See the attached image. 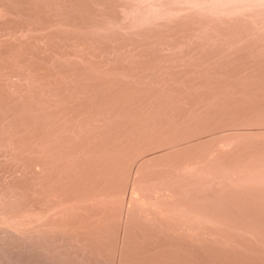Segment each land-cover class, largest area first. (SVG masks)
I'll list each match as a JSON object with an SVG mask.
<instances>
[{
    "label": "rangeland",
    "instance_id": "obj_1",
    "mask_svg": "<svg viewBox=\"0 0 264 264\" xmlns=\"http://www.w3.org/2000/svg\"><path fill=\"white\" fill-rule=\"evenodd\" d=\"M50 25L103 48L49 53ZM263 122L264 0H0V264H119L125 229L153 244L128 264H264L197 210L264 189L229 184L264 177Z\"/></svg>",
    "mask_w": 264,
    "mask_h": 264
},
{
    "label": "bare ground",
    "instance_id": "obj_2",
    "mask_svg": "<svg viewBox=\"0 0 264 264\" xmlns=\"http://www.w3.org/2000/svg\"><path fill=\"white\" fill-rule=\"evenodd\" d=\"M61 10L65 11L68 9V7L65 6V4L61 5ZM31 13H38L39 11L35 10V9H31L29 10ZM76 26V25H75ZM50 29H47L43 32H32L30 33V36L28 37L29 40L32 41H36V40H43L44 42V48L45 51L51 53V51L57 55L60 56H72V55H78L81 56L83 59L89 60V58H91V60L93 59V57H95V53H94V48H103L102 44L100 43H93V42H89V40L87 39V37H85V33H81V32H64L63 30L57 29L52 27V25L49 26ZM79 27V26H78ZM36 30V29H33ZM57 39V42H53L51 41L52 39ZM29 40H22L20 45L22 46V48H24L23 50L26 49V47H28L29 45H31V41ZM75 46L77 49L75 50L74 47ZM12 48H14V46H12ZM18 56V60L21 61V56L20 54H16ZM112 91V90H111ZM241 111V110H239ZM238 112V111H237ZM248 114H250L249 112H247L246 110L242 111L241 116L245 117ZM182 114H179V116H181ZM264 123V122H263ZM262 123V125L258 126L257 128H254L252 130H254L255 132H263L264 133V124ZM107 127V126H106ZM113 128H115V126H111ZM236 129V128H235ZM234 129V130H235ZM250 128H248L249 130ZM227 130V129H226ZM240 130V129H239ZM243 130V129H242ZM245 130V129H244ZM247 130V129H246ZM251 130V129H250ZM232 131V129L230 130ZM220 132V131H217ZM223 133V131H221ZM225 132V131H224ZM216 133V132H215ZM217 134V133H216ZM212 135V134H211ZM209 135V136H211ZM259 135V134H258ZM100 136V133H98L96 135V138ZM261 136V134L259 135ZM40 137L42 138L43 136L40 135ZM46 138H49L46 136ZM257 138V137H256ZM261 138V137H260ZM26 139H28V137H26ZM30 139V137H29ZM28 139V140H29ZM196 140V139H195ZM199 140V139H198ZM192 141V140H191ZM191 141H188L191 142ZM233 142V141H232ZM183 141H179L177 139H170V141H168L165 146H172L170 148H174L177 147V145L179 146V144H182ZM187 143V142H186ZM184 143V144H186ZM231 143V142H230ZM220 144V143H219ZM226 144V143H225ZM229 145V144H227ZM226 145V146H227ZM174 146V147H173ZM181 146V145H180ZM232 146V145H231ZM230 146V147H231ZM221 148V147H220ZM229 148V147H228ZM165 151V149H162ZM167 150H169L167 148ZM223 150V149H222ZM221 150V151H222ZM161 151V150H160ZM224 151V150H223ZM156 152V151H155ZM157 152H159L157 150ZM162 152V151H161ZM214 153H218V152H214ZM213 154V153H211ZM150 156V154H147ZM146 156V155H145ZM148 156V157H149ZM211 156V155H210ZM214 156V155H213ZM143 157V156H141ZM147 157V156H146ZM140 158V157H139ZM138 158V159H139ZM145 158V157H143ZM201 158V157H200ZM141 159V158H140ZM138 161V160H137ZM133 162V160H132ZM140 162V161H139ZM137 162V163H139ZM136 163V164H137ZM135 164V165H136ZM197 164V163H196ZM204 164V163H203ZM192 165V164H191ZM191 165H187V166H191ZM196 166V165H195ZM184 167V166H183ZM191 168V167H190ZM134 170V169H133ZM187 170V169H185ZM193 170V169H192ZM135 171V170H134ZM133 171V172H134ZM133 176V175H132ZM243 178V179H242ZM132 179V177H131ZM258 179H264V177H253V176H246L245 177H241L237 180H233L231 181L229 184L233 185L235 183H239V182H251V181H255ZM132 182V180H131ZM131 185V184H130ZM251 185L244 187L245 189H243V192L245 193H252L251 196L249 197H245L244 194L239 193H235V191L231 192L229 191V194L227 196V198L225 197H221L216 201H213L212 207H207V208H197V210L200 212L201 217V221L203 223L206 222V220H209L216 225L215 227L217 228V230L219 232L216 231V234H220L222 235L221 237H217V238H213V242H219L221 245H226L229 240L227 237H225V233L229 230L232 229L233 231H236V233L240 234L242 233V224L243 222L246 220L247 222H249L252 225L253 228V232L258 233H264V197H260L259 193H261L260 191L264 190V189H259V188H255V187H250ZM129 188V186H128ZM133 193V192H132ZM130 193V194H132ZM51 195V194H50ZM137 195V194H135ZM103 197V196H102ZM101 197V198H102ZM128 197V196H127ZM138 197V196H137ZM125 198V197H124ZM129 198V197H128ZM94 199V198H93ZM104 199V198H103ZM171 199V198H169ZM99 200V198H98ZM115 200V199H114ZM175 200V199H174ZM129 201V199H128ZM134 201V200H133ZM154 201V200H153ZM132 202V201H131ZM140 202V201H139ZM144 202V201H143ZM127 203V202H126ZM138 203V202H137ZM142 203V201H141ZM129 204V203H128ZM139 204V203H138ZM151 205V204H150ZM128 206V205H127ZM158 206L159 205H155ZM126 207V205H125ZM179 207V206H178ZM181 207V206H180ZM155 208V207H154ZM180 210V209H179ZM185 210V209H184ZM46 212V211H45ZM171 212V211H170ZM181 212V211H180ZM187 212V211H186ZM125 213V212H124ZM166 213V212H165ZM169 213V212H168ZM172 213V212H171ZM183 213V212H182ZM188 213V212H187ZM195 213V212H193ZM144 214V213H143ZM147 214V213H146ZM38 215V214H37ZM47 215V214H46ZM125 215V214H124ZM123 215V216H124ZM163 212H162V216H163ZM167 215V214H165ZM181 215V213H180ZM197 216V214H195ZM172 216V215H170ZM43 217V216H42ZM125 217V216H124ZM177 217V216H176ZM182 217V215H181ZM194 217V216H193ZM173 218V217H172ZM171 218V219H172ZM191 218V217H189ZM188 218V219H189ZM225 218V219H224ZM42 219V218H41ZM123 219V218H122ZM121 219V220H122ZM170 219V218H169ZM177 219V218H176ZM182 219V218H181ZM186 219V218H184ZM193 219V218H192ZM112 220V219H111ZM118 220V219H117ZM116 220V221H117ZM174 220V219H173ZM178 220V219H177ZM180 220V219H179ZM107 221V220H106ZM126 222V220L124 221ZM197 222V221H196ZM123 226V225H122ZM164 227V226H163ZM89 228V227H88ZM64 229V228H63ZM82 230V229H81ZM122 230V229H121ZM220 231H225V232H220ZM230 232V231H229ZM244 232V231H243ZM121 234V233H120ZM209 234H212V231L209 232ZM59 236V235H58ZM140 238H142L141 240L138 241H142L144 240V236L143 235H139ZM199 237V236H198ZM252 238V237H251ZM133 239V240H132ZM136 240L135 238H132L130 236V234H128L127 230H123L122 235H121V239L119 241V245L117 248V251L115 252V255L118 256L119 258V264H128V259L131 258H135V257H144L146 255V253L148 251H151L153 249V244L151 242H148V245L145 246H140L138 251H133L130 248V244ZM199 242V241H198ZM140 243V242H139ZM204 243H207V241H205ZM233 245L237 244L235 242H230ZM258 243V241H257ZM260 243V242H259ZM262 244V243H261ZM98 246V245H97ZM233 248V247H232ZM240 248V247H239ZM245 249V248H244ZM201 250V249H198ZM246 250V254L248 256H250L251 258H253L254 260H259L264 262V254L261 255V253L259 254L257 251H253L251 249H245ZM197 251V250H196ZM196 255V260H194V264H200L198 263V261H202V259L200 260L199 258H201V254L197 252H195ZM112 257V256H111ZM117 258V259H118ZM118 263V262H117ZM133 264H138V263H133ZM144 264V263H142Z\"/></svg>",
    "mask_w": 264,
    "mask_h": 264
}]
</instances>
